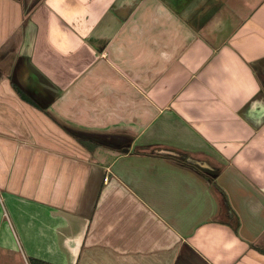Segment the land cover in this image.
Instances as JSON below:
<instances>
[{
  "label": "crops",
  "instance_id": "obj_1",
  "mask_svg": "<svg viewBox=\"0 0 264 264\" xmlns=\"http://www.w3.org/2000/svg\"><path fill=\"white\" fill-rule=\"evenodd\" d=\"M27 259L264 264V0H0V263Z\"/></svg>",
  "mask_w": 264,
  "mask_h": 264
},
{
  "label": "rangeland",
  "instance_id": "obj_2",
  "mask_svg": "<svg viewBox=\"0 0 264 264\" xmlns=\"http://www.w3.org/2000/svg\"><path fill=\"white\" fill-rule=\"evenodd\" d=\"M51 145H54L57 148L64 149L65 151L75 152L76 146L72 137L68 133H64L60 130H54L51 132ZM27 264H33L31 259H27ZM1 264V263H0ZM9 264H21L20 261L15 260Z\"/></svg>",
  "mask_w": 264,
  "mask_h": 264
},
{
  "label": "trees",
  "instance_id": "obj_3",
  "mask_svg": "<svg viewBox=\"0 0 264 264\" xmlns=\"http://www.w3.org/2000/svg\"><path fill=\"white\" fill-rule=\"evenodd\" d=\"M60 126H62L60 123H59ZM63 127V126H62ZM79 140H82L81 143L84 144L83 142H88L87 140H84V139H79Z\"/></svg>",
  "mask_w": 264,
  "mask_h": 264
}]
</instances>
